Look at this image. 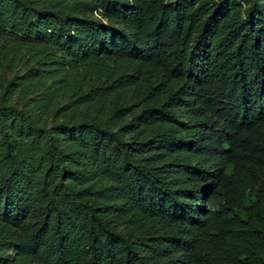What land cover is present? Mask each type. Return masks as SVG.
I'll return each mask as SVG.
<instances>
[{
	"label": "trees",
	"instance_id": "1",
	"mask_svg": "<svg viewBox=\"0 0 264 264\" xmlns=\"http://www.w3.org/2000/svg\"><path fill=\"white\" fill-rule=\"evenodd\" d=\"M248 1L0 0V50L48 47L94 75L83 102L127 90L141 108H113L118 130L67 127L66 156L0 104L4 183L24 186L0 221L32 219L9 264H264V9ZM22 141L46 148L42 187L17 168Z\"/></svg>",
	"mask_w": 264,
	"mask_h": 264
},
{
	"label": "rangeland",
	"instance_id": "2",
	"mask_svg": "<svg viewBox=\"0 0 264 264\" xmlns=\"http://www.w3.org/2000/svg\"><path fill=\"white\" fill-rule=\"evenodd\" d=\"M254 1L243 2V9L248 8ZM257 2L263 10L264 0H257ZM240 15L244 16L242 12ZM91 18L102 26L108 25L99 11L95 12ZM9 39L13 37L9 35ZM12 46L13 41L7 40L2 43L3 48L0 50V104L26 111L30 122L35 127L39 130H49L53 148L57 152H62L66 156L70 155L63 132L67 127L85 120H93L104 128L118 130L119 126L112 119L113 108L131 109L133 112L141 110L138 101L127 90L118 91L113 96L96 101L83 102L81 97L96 84V79L91 72L81 66L60 69L54 64L53 50L48 47L42 46L38 49L22 46L13 52ZM8 123L0 118V147L4 138L13 137ZM45 152L44 145H41L40 151L35 153L24 141L15 151L17 168L20 170V166H26V180L30 188L42 187L41 180L35 184L36 177L33 173L34 163H37L38 159L44 162L41 168L42 176L50 178L52 175L53 165L45 156ZM2 155L0 150V200L4 204H12L21 209L23 206L21 191L24 186L18 187L9 182L4 183L10 174ZM68 161L74 165L77 164L75 155L73 159L71 155ZM86 191L87 189L83 192L86 193ZM31 223L30 215L22 218L19 225L0 221V264L16 262L26 226Z\"/></svg>",
	"mask_w": 264,
	"mask_h": 264
}]
</instances>
